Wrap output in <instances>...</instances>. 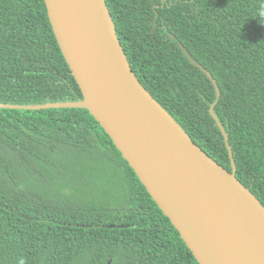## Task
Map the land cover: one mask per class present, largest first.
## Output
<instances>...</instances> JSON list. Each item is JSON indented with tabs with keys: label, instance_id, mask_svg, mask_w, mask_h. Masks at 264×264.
Masks as SVG:
<instances>
[{
	"label": "trees",
	"instance_id": "1",
	"mask_svg": "<svg viewBox=\"0 0 264 264\" xmlns=\"http://www.w3.org/2000/svg\"><path fill=\"white\" fill-rule=\"evenodd\" d=\"M140 83L264 206V0H106ZM182 45V47L180 46ZM81 90L43 0H0V103ZM199 264L85 108L0 107V264Z\"/></svg>",
	"mask_w": 264,
	"mask_h": 264
},
{
	"label": "water",
	"instance_id": "2",
	"mask_svg": "<svg viewBox=\"0 0 264 264\" xmlns=\"http://www.w3.org/2000/svg\"><path fill=\"white\" fill-rule=\"evenodd\" d=\"M43 1L82 98L0 107L87 109L199 264H264V206L236 177L228 135L214 112L220 91L211 73L190 60L214 86L209 113L224 138L231 170L196 144L140 83L106 0Z\"/></svg>",
	"mask_w": 264,
	"mask_h": 264
},
{
	"label": "clouds",
	"instance_id": "3",
	"mask_svg": "<svg viewBox=\"0 0 264 264\" xmlns=\"http://www.w3.org/2000/svg\"><path fill=\"white\" fill-rule=\"evenodd\" d=\"M258 15H259L261 18H264V10L260 11V12L258 13Z\"/></svg>",
	"mask_w": 264,
	"mask_h": 264
}]
</instances>
